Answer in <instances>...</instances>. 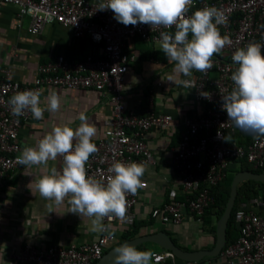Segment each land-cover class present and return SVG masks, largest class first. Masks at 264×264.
Instances as JSON below:
<instances>
[{"label":"built area","instance_id":"obj_1","mask_svg":"<svg viewBox=\"0 0 264 264\" xmlns=\"http://www.w3.org/2000/svg\"><path fill=\"white\" fill-rule=\"evenodd\" d=\"M106 0H0L15 8L19 19L30 18L27 30L39 34L46 24L58 23L76 38H88L95 51L80 59H69L58 55L42 62L37 75L30 84L13 79L6 72L0 76V182L25 166L18 163L23 152L20 132L32 113L25 110L16 116L9 103L19 91L42 90L44 86L69 89H95L107 97L111 105V117L105 122L104 136L92 142L98 151L86 164L87 174L106 182L113 175L109 168L113 163H143L154 160L148 145L147 135L152 129L169 132L174 129V116L169 112L157 111L154 94L146 96L143 108L139 101H127L125 75L136 60L129 46L136 38L147 43L160 42V33H175V27L151 28L138 23L125 26L114 19L111 9L98 11V5ZM205 7H215L226 17L218 25L221 35H228L231 44L214 54L213 67L206 72L194 73L192 88L194 100L202 106L192 109L182 121V130L177 143L172 147L171 162L184 198L174 196L167 202L154 207L151 217L161 222L179 224L187 214L203 224V214L214 198L210 187L226 176L233 164L246 160L254 168L264 167V136H253L247 144L241 143L238 134L244 132L229 120L222 110V96L234 88L232 73L238 67L232 60L237 49L249 43L264 44V0H193L187 15ZM191 38V34L189 35ZM264 54V48H262ZM153 59V58H152ZM164 86L162 82L157 83ZM165 88H168L165 86ZM209 93V97L201 95ZM59 171L62 170L63 160ZM143 187L147 182L142 179ZM128 194L123 228L131 226L137 218L136 206L140 191ZM264 204L261 196L243 201L235 211V221L240 231L237 240L226 244L219 257L227 264H264V214L255 210ZM117 218L103 220L105 231L95 239L81 244L47 245L24 244L11 256L18 264H96L111 247L118 243L117 234L111 223ZM217 256V257H218ZM156 263L175 259L172 251L161 249L153 252Z\"/></svg>","mask_w":264,"mask_h":264},{"label":"crops","instance_id":"obj_2","mask_svg":"<svg viewBox=\"0 0 264 264\" xmlns=\"http://www.w3.org/2000/svg\"><path fill=\"white\" fill-rule=\"evenodd\" d=\"M29 22L28 16L19 19L13 6L0 4V76L7 72L11 78L30 84L42 62L58 55L80 59L95 51L90 39L73 37L67 28L58 23L46 24L41 33L31 34L27 30ZM138 41L135 40L129 46V51L136 55V60L125 75L127 101L129 104L136 101L147 104V93L152 91L156 110L173 114L175 123L172 131L152 129L147 135L154 160L146 165V171L141 178L147 182V186L140 191L136 210L139 219L149 221L154 207L169 201L174 194L177 198H184L172 166L171 150L178 141L184 116L190 110L200 109L202 106L194 100L192 88L167 81L173 72L174 62L167 60L160 42L154 44L141 41L140 44ZM144 45L158 51L157 56H145L142 50ZM194 72L195 70L192 77L181 79L193 80ZM158 82H162L164 86L158 85ZM52 91H56L61 97L60 109L57 112L44 111L42 119H35L31 115L20 132L23 149L25 146L34 147L54 126L68 124L75 130L80 124L78 117L81 113L96 126L97 132L93 140L104 136L107 128L105 121L111 117V105L107 97L95 89L44 86L41 95L42 107H47L46 98ZM60 158L49 161L47 168L42 165L25 166L23 170L12 173L0 182V264H18L13 261L11 254L24 244H81L95 239L101 233L91 231L89 218L68 212L71 206L67 199L63 205L57 207L35 190V180L52 167L59 171ZM49 204H52L51 209ZM255 210L264 214V204L256 205ZM111 229L120 240L124 229L122 220L117 218L112 222ZM142 230V234L164 230L176 240V244L187 250L210 249L216 239V233L204 228L192 214H187L179 224L154 219ZM144 243L145 251L153 253L161 250L156 243ZM150 264L227 262L219 256H206L197 261L175 256L174 260L168 259L162 263H156L152 259Z\"/></svg>","mask_w":264,"mask_h":264},{"label":"clouds","instance_id":"obj_3","mask_svg":"<svg viewBox=\"0 0 264 264\" xmlns=\"http://www.w3.org/2000/svg\"><path fill=\"white\" fill-rule=\"evenodd\" d=\"M193 0H106L98 5V11L111 9L114 19L125 26L138 23L151 28L175 27V33H160V46L169 62H174L168 80L178 86L195 88L191 79L193 70L206 72L213 67L212 58L226 45L231 44L228 35H221L218 25L226 22L224 14L215 7H205L187 15ZM191 34V38L189 35ZM264 44L249 43L235 51L232 60L238 64L231 79L234 88L222 96V110L229 120L242 130L256 136H264ZM40 90H24L13 95L9 103L16 116L30 110L35 119H42L44 111L57 112L61 97L56 91L47 96V107L41 106ZM201 95L209 97V93ZM79 126L74 130L68 124L54 126L38 140L34 147L25 146L17 158L23 166L42 165L49 161L63 160L62 170L52 167L34 182L40 196L52 201L57 207L67 199L71 213L89 218L91 231H105L103 220L124 219L127 195H135L142 188V177L146 171L143 163L117 161L109 168L113 175L106 182L87 174L86 164L98 151L92 142L97 129L81 113ZM33 183V180L32 182ZM48 207L51 209L52 204ZM51 213V212H50ZM113 264H150L153 253L139 251L130 244L115 249Z\"/></svg>","mask_w":264,"mask_h":264},{"label":"trees","instance_id":"obj_4","mask_svg":"<svg viewBox=\"0 0 264 264\" xmlns=\"http://www.w3.org/2000/svg\"><path fill=\"white\" fill-rule=\"evenodd\" d=\"M136 40H139L138 42L140 44H142L141 41L144 42V40L141 38H136ZM142 50L144 51L143 54L145 56H150V55L157 56L158 51H155L149 47L142 48ZM145 105L146 104L141 103V106L143 108ZM253 136H255V134L251 133L250 131H244L238 134V137L241 143L243 144H247ZM244 169H250L253 171H257V172H261V171L264 172V167L254 168L251 165V163H249L245 159L242 160L240 164L238 165L237 164L231 165V167L227 170V173L224 179L220 181L218 184L210 187V193L213 196L214 201L210 206H208L205 209V212L203 214V224L202 225L204 228H208L212 232L216 233L217 221L222 215L225 209L228 197L230 195L232 179L237 171L244 170ZM258 196H261L264 199V181H256L253 179H248L239 184L236 203L233 208L232 216L229 219V223L227 227V243H226L227 245L235 242L239 236L240 228H239L238 223H236L235 221V211L237 207L239 206L241 202L249 201L250 199L254 197H258ZM152 220H154L153 217H151L149 221L141 220L137 217L131 226L125 227L122 230V234H121V238L119 242L122 240L128 239V238H134L138 235H141L143 231L142 230L143 227L148 226V224H150ZM215 238H216V235H215ZM174 241L176 242L175 239ZM144 247H145V243H141L138 246H136L137 250L139 251H145ZM160 249H164V248L160 247Z\"/></svg>","mask_w":264,"mask_h":264},{"label":"water","instance_id":"obj_5","mask_svg":"<svg viewBox=\"0 0 264 264\" xmlns=\"http://www.w3.org/2000/svg\"><path fill=\"white\" fill-rule=\"evenodd\" d=\"M248 179L264 181V172H257L250 169H244L239 170L235 173L231 182L230 195L228 197L225 209L217 221L216 239L214 245L210 249H183L175 243L173 238L166 231L160 230L147 234H141L134 238H128L120 241L119 243L111 247L108 251H106L103 256L96 262V264H113V257L116 254L115 249L126 243L136 247L144 242H153L164 249L172 251L176 257L188 261H197L206 256H218L227 243V227L229 219L232 216L233 208L236 203V198L238 195V186L241 182Z\"/></svg>","mask_w":264,"mask_h":264}]
</instances>
